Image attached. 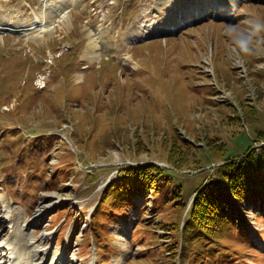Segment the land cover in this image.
I'll return each instance as SVG.
<instances>
[{
    "label": "rangeland",
    "instance_id": "374dc122",
    "mask_svg": "<svg viewBox=\"0 0 264 264\" xmlns=\"http://www.w3.org/2000/svg\"><path fill=\"white\" fill-rule=\"evenodd\" d=\"M160 1L0 0L1 18L20 9L31 28L0 32L5 255L13 225L4 204L44 248V264H264L262 192L229 212L239 231L204 257L185 243L183 205L169 202L181 185L190 207L198 188L223 181L221 170L244 162L250 148L261 153L264 0L187 3L178 35L129 40L147 21H180L171 8L166 19L149 13ZM189 6L203 20L184 28L195 20ZM214 6L220 14L207 19ZM148 164L172 176L166 195L105 201L121 169ZM174 223L180 230L166 233Z\"/></svg>",
    "mask_w": 264,
    "mask_h": 264
},
{
    "label": "trees",
    "instance_id": "16d2710c",
    "mask_svg": "<svg viewBox=\"0 0 264 264\" xmlns=\"http://www.w3.org/2000/svg\"><path fill=\"white\" fill-rule=\"evenodd\" d=\"M253 149L248 150L244 162L234 161L229 165V170L220 171L223 181L211 180L203 189L198 188L199 193L190 207V203L183 199V187L174 185L169 202L173 199L175 204L183 205L185 243L193 245L190 252L194 257H204L209 247L219 248L218 243L225 240L229 231H239L237 221L229 217V212L235 211L237 205L244 201L254 200L257 192L264 194V146L260 154ZM172 181L166 168L156 164L126 166L120 170L115 183L109 186L105 201L125 196L126 200H130L134 194L143 192L166 195V185L172 184ZM109 203L113 204L114 201ZM179 230L180 226L174 223L165 232ZM164 239L170 238L166 236ZM187 249L185 244L184 250Z\"/></svg>",
    "mask_w": 264,
    "mask_h": 264
},
{
    "label": "bare ground",
    "instance_id": "6f19581e",
    "mask_svg": "<svg viewBox=\"0 0 264 264\" xmlns=\"http://www.w3.org/2000/svg\"><path fill=\"white\" fill-rule=\"evenodd\" d=\"M186 1H187V2H185L186 4L187 3H190V4L193 3L196 5L200 4L201 6H203V3L202 2L199 3V0H186ZM230 4L237 5V3L235 1L230 3ZM58 11H60V10H58ZM12 15H13L14 19H9L8 14H6L5 19H3V18H1V11H0V32L1 33H13V34H26V33H28L31 28L25 27L24 23L21 22L20 18L23 17V15H21V10L17 9V10L12 11ZM66 17H68V16H66ZM52 18L53 17L50 16L49 20H52ZM62 20H65V19H62ZM157 21H160V20H157ZM169 21H165V22H163L162 25L155 27V28H153V26L150 24L138 25L139 31L134 32L132 30L133 34L130 36L129 40L139 38V37H145V36L147 37L151 34L152 35L153 34H155V35L160 34L161 35L163 33L167 34V33H170V30H174V29H177L179 27L178 23H173V25H171V23ZM35 23H36V21H35ZM35 29H36V27H35ZM92 57L99 59L101 57V55L99 56V54H95V55H92ZM125 58L127 59L128 57H125ZM4 205H5V207H4L5 208V217H7V219H10L8 222L10 225H13L12 226L13 235H11L12 238H11V240L9 239L10 240L9 242H4L5 247L8 248L7 255H5V253H4L6 249L0 248V254L2 256L0 263L1 264H44L42 262V260H44L46 257L45 256V250H43L44 248L40 249V246L36 245L33 242L30 235H27L24 233V228H23L24 224L22 225V223H21V225H20L18 220L16 222L14 219L10 218L11 213H13L11 210L12 207H10L6 204H4ZM42 211H43V209H41V212ZM37 219H38V217L36 218V220ZM32 248H33V250L31 251L30 249H32ZM52 264H54V262H52ZM59 264H62V260L60 261Z\"/></svg>",
    "mask_w": 264,
    "mask_h": 264
}]
</instances>
